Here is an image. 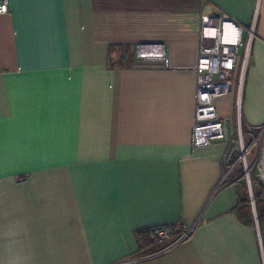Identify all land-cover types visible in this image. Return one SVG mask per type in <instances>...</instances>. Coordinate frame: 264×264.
Wrapping results in <instances>:
<instances>
[{
	"label": "crops",
	"instance_id": "0c3cea01",
	"mask_svg": "<svg viewBox=\"0 0 264 264\" xmlns=\"http://www.w3.org/2000/svg\"><path fill=\"white\" fill-rule=\"evenodd\" d=\"M213 12L245 27L255 17L254 37L238 112L239 61L215 98L226 139L195 147L200 17ZM137 43H163L168 66L136 58ZM238 125L247 143L264 126V0H8L0 264H113L137 256V232L157 225L193 229L140 264H264V217L237 174L223 177Z\"/></svg>",
	"mask_w": 264,
	"mask_h": 264
},
{
	"label": "built area",
	"instance_id": "2783aa9c",
	"mask_svg": "<svg viewBox=\"0 0 264 264\" xmlns=\"http://www.w3.org/2000/svg\"><path fill=\"white\" fill-rule=\"evenodd\" d=\"M8 8V0H0V14ZM255 17L248 27L243 26L225 14L213 12L201 14L200 32L198 39V53L194 64L196 72L194 117L192 127V145L207 146L214 140L226 139V127L216 109L215 98L230 91L231 80L239 61L237 87L235 93V105L237 112L242 99V87L249 59L250 45L254 37ZM246 30V39L243 32ZM147 51V53L145 52ZM135 57L138 59H159L164 66H168V56L163 43H137L134 47ZM264 126L251 129V141L247 143L243 139L240 126H237L236 138L229 142L223 156V177L229 174H237L243 177L245 187L249 194V203L255 208V198L252 194L253 176L256 172L264 185V147L260 146V135ZM257 146L258 155L251 162L250 150ZM193 226L182 231L176 239L163 249L145 256H132L117 261L113 264H140L147 258L155 257L168 251L175 245L186 239ZM150 235L159 241H169L173 237L171 226L157 225L150 229ZM258 242L262 262H264V240L258 232Z\"/></svg>",
	"mask_w": 264,
	"mask_h": 264
},
{
	"label": "trees",
	"instance_id": "16d2710c",
	"mask_svg": "<svg viewBox=\"0 0 264 264\" xmlns=\"http://www.w3.org/2000/svg\"><path fill=\"white\" fill-rule=\"evenodd\" d=\"M117 63L122 64L123 60L120 59L117 61ZM247 198L245 199V205H243L241 208H237L238 214L240 217L248 216L249 212V205L247 204ZM256 211H257V217L258 219H261L264 217V198H261L260 194H257L256 201H255ZM150 228L144 229L142 231L137 232L136 237L139 243V248L137 251V256H145L152 253H155L164 247L168 246L176 237L180 234V232H176L173 229V237L169 241H159L157 238L152 237L150 235Z\"/></svg>",
	"mask_w": 264,
	"mask_h": 264
},
{
	"label": "rangeland",
	"instance_id": "374dc122",
	"mask_svg": "<svg viewBox=\"0 0 264 264\" xmlns=\"http://www.w3.org/2000/svg\"><path fill=\"white\" fill-rule=\"evenodd\" d=\"M243 139H244V136H243ZM244 141H245V139H244ZM246 142V141H245ZM257 148V149H256ZM252 149H256V156L258 155V153H259V149H258V147L257 146H254ZM251 149V150H252ZM251 150H250V153H249V159H250V161L252 162L253 160H251ZM239 173V175H241L240 174V171H238ZM239 175H237L242 181H245L244 180V178L243 177H240ZM259 187V181H258V179H257V174H256V172H254V176H253V190H252V194H253V196H254V198H255V200H256V196H257V192H256V188H258ZM262 189V192H261V196L262 195H264V188H261ZM246 195H247V198H248V201H249V194H248V191H247V188H246ZM262 198V197H261Z\"/></svg>",
	"mask_w": 264,
	"mask_h": 264
},
{
	"label": "water",
	"instance_id": "95a60500",
	"mask_svg": "<svg viewBox=\"0 0 264 264\" xmlns=\"http://www.w3.org/2000/svg\"><path fill=\"white\" fill-rule=\"evenodd\" d=\"M257 179H258V181H260V182H261V178H260V176H257Z\"/></svg>",
	"mask_w": 264,
	"mask_h": 264
},
{
	"label": "bare ground",
	"instance_id": "6f19581e",
	"mask_svg": "<svg viewBox=\"0 0 264 264\" xmlns=\"http://www.w3.org/2000/svg\"><path fill=\"white\" fill-rule=\"evenodd\" d=\"M147 53V51H145ZM253 193V192H252Z\"/></svg>",
	"mask_w": 264,
	"mask_h": 264
}]
</instances>
